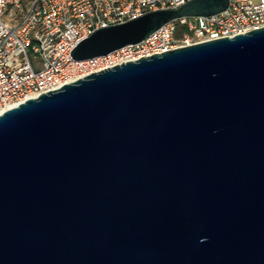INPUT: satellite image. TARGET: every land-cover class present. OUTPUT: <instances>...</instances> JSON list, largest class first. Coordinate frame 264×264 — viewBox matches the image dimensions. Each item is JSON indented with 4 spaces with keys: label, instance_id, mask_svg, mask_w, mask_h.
I'll list each match as a JSON object with an SVG mask.
<instances>
[{
    "label": "water",
    "instance_id": "water-1",
    "mask_svg": "<svg viewBox=\"0 0 264 264\" xmlns=\"http://www.w3.org/2000/svg\"><path fill=\"white\" fill-rule=\"evenodd\" d=\"M227 7L151 12L72 56H106ZM0 264H264V28L1 112Z\"/></svg>",
    "mask_w": 264,
    "mask_h": 264
},
{
    "label": "built area",
    "instance_id": "built-area-1",
    "mask_svg": "<svg viewBox=\"0 0 264 264\" xmlns=\"http://www.w3.org/2000/svg\"><path fill=\"white\" fill-rule=\"evenodd\" d=\"M191 1L0 0V113L116 65L264 28V0H228L218 14L173 20L141 43L106 56H72L101 29ZM32 58L40 60L39 67Z\"/></svg>",
    "mask_w": 264,
    "mask_h": 264
},
{
    "label": "rangeland",
    "instance_id": "rangeland-1",
    "mask_svg": "<svg viewBox=\"0 0 264 264\" xmlns=\"http://www.w3.org/2000/svg\"><path fill=\"white\" fill-rule=\"evenodd\" d=\"M32 62L34 63V65H36V67L40 66V60L38 58H32Z\"/></svg>",
    "mask_w": 264,
    "mask_h": 264
},
{
    "label": "bare ground",
    "instance_id": "bare-ground-1",
    "mask_svg": "<svg viewBox=\"0 0 264 264\" xmlns=\"http://www.w3.org/2000/svg\"><path fill=\"white\" fill-rule=\"evenodd\" d=\"M1 114V113H0Z\"/></svg>",
    "mask_w": 264,
    "mask_h": 264
}]
</instances>
